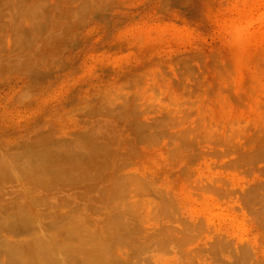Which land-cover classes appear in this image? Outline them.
Wrapping results in <instances>:
<instances>
[{"label": "rangeland", "instance_id": "rangeland-1", "mask_svg": "<svg viewBox=\"0 0 264 264\" xmlns=\"http://www.w3.org/2000/svg\"><path fill=\"white\" fill-rule=\"evenodd\" d=\"M23 243L264 264V0H0V264Z\"/></svg>", "mask_w": 264, "mask_h": 264}, {"label": "bare ground", "instance_id": "bare-ground-1", "mask_svg": "<svg viewBox=\"0 0 264 264\" xmlns=\"http://www.w3.org/2000/svg\"><path fill=\"white\" fill-rule=\"evenodd\" d=\"M69 105H71V103L70 102H68V103H66V108L69 106ZM22 210V209H21ZM20 210V211H21ZM20 215V217L21 218H19V220H20V224H29L30 223V221H29V223L28 222H26L27 221V219L25 218V216H24V214L23 213H20L19 214ZM24 216V217H23ZM15 223V222H14ZM16 225H17V221H16ZM16 225H14V226H16ZM25 225V226H26ZM23 226V225H22ZM18 227V226H17ZM28 227V226H27ZM15 228V227H14ZM55 242V241H54ZM56 244H58L57 242H55ZM51 245V244H50ZM52 246V248H53V244L51 245ZM54 246H55V244H54ZM58 246V245H57ZM56 246V247H57ZM35 247V245L34 244H26L25 245V243H23V245H21V249H20V256H19V261L17 260V262H16V264H38V260H39V258L40 257H42L41 256V253H43V252H41L40 253V255H38V252L36 251V249L34 248ZM46 247V246H45ZM45 247H43V249L45 248ZM51 248V249H52ZM58 249V248H57ZM57 249H55V251L57 250ZM9 250H12V249H9ZM46 250H48V248H46ZM53 251H54V248H53ZM58 251V250H57ZM10 252V251H9ZM51 252V251H50ZM69 253V252H68ZM67 253V254H68ZM44 254V253H43ZM42 254V255H43ZM50 254V253H49ZM70 254V253H69ZM43 256H45V255H43ZM47 256V255H46ZM65 256H66V254H65ZM70 256V255H69ZM100 257V256H99ZM48 258V257H47ZM67 258V257H66ZM43 259V258H42ZM69 259V258H68ZM48 260V259H47ZM70 260V259H69ZM40 261H41V259H40ZM53 261H55L54 259L52 260V258L51 259H49V263L48 262H46V263H48V264H56V262L54 263ZM71 261H74V260H71ZM62 262V261H61ZM71 263V262H70ZM75 263V262H74ZM98 263V262H97ZM102 262H100V264H101ZM58 264V263H57ZM60 264V263H59ZM71 264H73V263H71Z\"/></svg>", "mask_w": 264, "mask_h": 264}]
</instances>
